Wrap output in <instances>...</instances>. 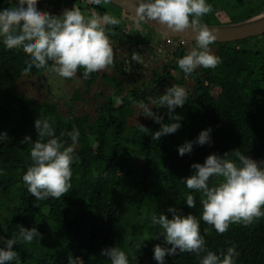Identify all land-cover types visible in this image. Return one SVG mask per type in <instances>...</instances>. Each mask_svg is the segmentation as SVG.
<instances>
[{
	"label": "trees",
	"instance_id": "1",
	"mask_svg": "<svg viewBox=\"0 0 264 264\" xmlns=\"http://www.w3.org/2000/svg\"><path fill=\"white\" fill-rule=\"evenodd\" d=\"M16 2L0 0V10L14 7ZM207 2L213 6V12L205 15L202 22L208 25L235 23L264 12V0ZM39 5L46 6L51 13L77 5L87 13H107L121 19L120 25L109 26V31L115 32L110 39L118 47L112 65L118 76H102V80L111 88L122 90L118 77L130 75L124 68L126 57L131 69L139 68L140 64L132 60V49L151 44L161 36L140 21L143 34L128 28L130 20L136 24L138 20L112 3L104 6L90 0H40ZM171 40L177 43L175 59L163 62L159 70L148 74L138 69L143 74H139L137 81L133 78L122 91L117 99L120 103L111 97L109 102L103 100L96 106V119L89 123V115L76 114L72 105L84 94L89 95L97 72L85 79L84 69H78L76 76L82 79L84 91L74 86L71 100L64 104V114L47 93L39 103L16 90L17 82L25 75V61L30 57L22 48L8 49L0 37V136L7 134L6 139H0V237L10 239L18 235L21 226L36 227L42 234L40 242L14 245L20 264H69L70 257L73 264H111L101 252L113 246L128 254L130 264H159L154 259L155 245H170L163 235L151 238L161 231L159 226L151 225V214L164 213L171 218L170 207L181 215L191 213L197 217L208 250L219 254L235 244L239 252L236 264H264V217L247 227L232 224L227 232L219 234L202 220L201 193L188 189L184 182L196 171L192 165L204 163L213 153H229L228 158L235 160V150L264 161V35L220 43L216 55L222 62L216 68L199 67L187 76L178 65L185 55L184 46L179 39ZM52 64L48 61L49 68ZM44 71L33 66L27 74L43 75L41 79L46 85ZM185 81L191 82V88L187 90L188 100L180 107L181 127L177 132L153 140V134L163 123L176 122L170 120L167 106L154 107L153 113L163 117L160 123L150 117L130 123L134 116L143 115L136 106L138 102L149 104V99L158 100L168 87H184ZM214 88L218 93H213ZM40 117L49 119L57 137L65 133L61 139L67 142L66 146L72 144L68 132L75 127L80 133L75 148L79 160L72 164V188L59 199L35 200L22 179L32 163L30 150L38 139L35 121ZM142 126L148 129L147 133L140 130ZM209 128L210 143H195L200 132ZM29 136L32 142L22 143ZM188 141L193 142V151L181 156L179 147ZM219 179L210 178L209 185ZM189 194L195 197V208L186 203ZM143 206L145 211L141 213ZM138 244L142 245L137 250ZM4 246L0 240V247ZM204 254L166 255L164 264H200Z\"/></svg>",
	"mask_w": 264,
	"mask_h": 264
},
{
	"label": "clouds",
	"instance_id": "2",
	"mask_svg": "<svg viewBox=\"0 0 264 264\" xmlns=\"http://www.w3.org/2000/svg\"><path fill=\"white\" fill-rule=\"evenodd\" d=\"M90 3L106 6L111 0H90ZM136 11L139 20H158L168 31L184 33L192 30L195 46L178 60L185 76L199 67L216 68L222 62L210 47L217 39L215 31L202 22L205 15L213 12V6L207 0H139ZM121 22V19L111 14L100 15L95 11L87 13L77 5L65 9L62 15H53L40 9L38 0H17L16 6L0 10V37L8 49L22 48L28 54L30 60L25 61V74L35 66L70 79L79 68H83L84 78L88 79L90 74L103 72L113 65L114 48L110 36L115 35V32H110L109 26H117ZM132 60L143 63L138 53L132 54ZM48 61L53 62L50 68ZM186 100L188 92L180 85L168 87L158 100L149 99L151 105L167 106L170 120L176 121L163 123L153 134V140L158 141L162 136L177 132L181 127V117L174 110L182 107ZM117 103L120 101L117 100ZM136 106L157 123L163 120L143 100ZM35 127L38 139L31 147L32 163L23 174V183L37 201H45L50 197L59 199L72 188V164L79 160L75 148L80 133L75 127L68 132L72 144L66 146L67 142L61 139L65 133L61 132L60 137H57L49 119L38 118ZM140 130L148 132L144 126ZM210 132L211 128L202 130L195 143H210ZM6 138V133L0 136V139ZM30 142V136L22 141ZM192 151L191 141L179 147L181 156ZM232 154L235 160L228 158L229 153L223 156L210 154L204 163H194L192 168L196 171L184 179L188 189L201 193L202 220L212 225L219 234L227 232L232 224L247 227L264 217V167L261 166L264 161H256L235 150ZM213 177L221 179L210 186L209 180ZM186 203L190 208H195V197L187 195ZM168 211L172 213L171 218L164 213L151 214V225L161 229L151 238L163 235L165 243L170 245H155L154 259L159 264H164L166 255L175 256L185 252H192L197 257L206 253L200 259V264H236L239 252L235 244L228 247L226 252L221 250L219 254L208 250L200 232V221L195 215H181L174 207ZM41 239L42 234L36 227L29 229L23 226L18 235L10 239L0 237L5 244L0 247V264H10L12 261L20 264L14 245L31 244L34 240L40 242ZM141 245L136 246L137 250ZM101 256L107 257L111 264H130L128 254L118 246L103 249ZM69 264H73L71 257Z\"/></svg>",
	"mask_w": 264,
	"mask_h": 264
},
{
	"label": "rangeland",
	"instance_id": "3",
	"mask_svg": "<svg viewBox=\"0 0 264 264\" xmlns=\"http://www.w3.org/2000/svg\"><path fill=\"white\" fill-rule=\"evenodd\" d=\"M38 1H40V0H38ZM39 7H40V9H42L44 11H48L51 13V11L46 9L47 8L46 6H45L46 8L41 6V5H39ZM63 11H64V9H60V10L57 9L56 12H52L51 14L58 15V14H61V12H63ZM224 19H225V17H224ZM211 22L214 23V20L212 19ZM129 27L135 28L141 34H143L145 32V30H143V28L140 26V24H139V27H137V24L131 20L128 22V28ZM113 45H114L113 48H114V57H115L116 53L118 52L117 51L118 47L115 46V44H113ZM182 45L184 46V49H185L184 54H186L191 48H193L195 46V44L190 45L188 42H182ZM176 46H177L176 42H174L172 40H167V38L160 36V38L158 40L152 42L151 44L150 43H148V45L141 44V45H138L137 48H133L131 51V57H132L133 53H138L141 56L143 63L142 64L139 63L140 64L139 68L137 67L136 69L133 70V69H131V66H130L131 62L126 57V59L124 61V64H125L124 68L127 69V72H130V75L125 74V75H123L122 78L120 76L118 77L119 80L121 81V85L123 86L122 87L123 89L121 90L117 87L111 88V86H108L107 83L102 80V76H104V77H106V76L117 77L118 76V73L115 71V69L112 68V66H110L107 70H105L103 72H97V74H98L97 79L95 81V84H93L91 86L90 91L88 93L89 95L84 94L83 97L74 101L75 103L72 105L74 111L76 112V114H80V115H84L87 113V115H89V123L94 121L97 117V114H96V108L97 107L96 106H98V104L100 102H102L103 100L109 102L111 100L110 97L115 98V102H116V100L119 98L122 91L124 92V89L126 87H128V84L132 81L133 78L135 81H137L139 74H143V73L148 74L152 70H156V69L159 70V68L163 62H165V61L169 62L172 59L174 60L175 59L174 50H175ZM210 47L212 48L213 52L216 55L220 49V43L215 42V43L211 44ZM149 48H151V50H149ZM138 69L140 71H142L143 73H140L138 71ZM43 73H44V75L48 81L46 85L43 84L42 79H41V77L43 75L40 74V75L31 77L30 75L25 74L17 82L16 90L21 94H25L29 97H33V100L36 102H39V103L43 102V100L45 99L44 94L47 93V95H49L50 98L59 105V107H60L59 110L65 114V111L67 109L64 106V104H65V102L71 100L72 93L74 92V89H73L74 86H77L78 88L79 87L82 88L81 92L84 91L83 90L84 85H83L82 79L75 75L73 77L74 79L73 78H70V79L65 78V80H64V78L60 77L59 75H57L54 72L45 70ZM184 88L186 90H189L191 88V82L185 81ZM114 90L116 93H113ZM162 90H164V88H162ZM110 91H112V93H110ZM98 93H100V94H98ZM213 93L214 94L218 93V89L214 88ZM148 106H149V108H151L152 111H154L155 105H151L149 103ZM138 110L139 109H137L136 111L138 112ZM174 113L179 114L180 113V107H177L174 110ZM146 118H148V117L145 116L144 114L141 116L137 115V116H134L130 120V123L133 124L136 122H142ZM144 211H145V207L143 206L141 213H144Z\"/></svg>",
	"mask_w": 264,
	"mask_h": 264
},
{
	"label": "water",
	"instance_id": "4",
	"mask_svg": "<svg viewBox=\"0 0 264 264\" xmlns=\"http://www.w3.org/2000/svg\"><path fill=\"white\" fill-rule=\"evenodd\" d=\"M139 0H111V3L119 8L127 11L136 20H139L137 15V6ZM152 28L155 32L164 38L179 39L185 42H195L194 33L191 29L184 33H175L166 30V26L161 25L158 20H139ZM216 33V43H226L242 40L245 38L264 35V12L250 17L246 20L221 25H209Z\"/></svg>",
	"mask_w": 264,
	"mask_h": 264
},
{
	"label": "built area",
	"instance_id": "5",
	"mask_svg": "<svg viewBox=\"0 0 264 264\" xmlns=\"http://www.w3.org/2000/svg\"><path fill=\"white\" fill-rule=\"evenodd\" d=\"M167 40H171V39H168V38H167ZM182 42H185V41L180 40V43H181V44H182Z\"/></svg>",
	"mask_w": 264,
	"mask_h": 264
}]
</instances>
